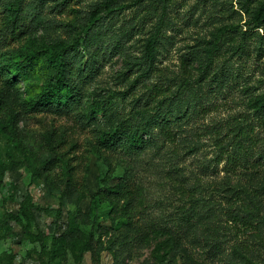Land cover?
<instances>
[{"label": "rangeland", "instance_id": "rangeland-1", "mask_svg": "<svg viewBox=\"0 0 264 264\" xmlns=\"http://www.w3.org/2000/svg\"><path fill=\"white\" fill-rule=\"evenodd\" d=\"M35 1L25 0L30 13L20 39L12 37L0 11L1 67L6 59L27 63L28 52L42 54L46 40L73 41L84 34L103 0H80L73 4L79 11L45 6L33 17ZM263 3L113 2L86 44L73 51L78 104L61 113H20L12 152L16 166L6 170L0 185V264H42L47 257L24 226L41 230L50 244L54 235H67L73 222L80 235L91 234L92 246L81 260L79 251L66 247L60 264H264V164L256 169L242 161L227 169V156L238 154L234 136L240 131L250 161L264 155ZM185 57L191 76L183 70ZM37 70L34 80L45 83L48 64L42 60ZM4 85L0 76V88ZM13 90L21 100L26 97L23 81ZM179 101L182 110L175 109ZM94 104L105 109L92 115ZM144 118L153 128L143 133L137 151L101 145L106 131ZM11 146L1 137L0 155L7 159ZM63 152L75 166V180L91 192L110 176L135 182L130 229L127 218L110 219L105 201L79 199L73 190L63 194L68 169ZM48 157L49 167L34 175L32 168ZM28 194L34 206L23 209ZM245 202L258 214L257 225L248 230L230 220ZM196 207L199 215L187 225L184 213Z\"/></svg>", "mask_w": 264, "mask_h": 264}, {"label": "trees", "instance_id": "trees-1", "mask_svg": "<svg viewBox=\"0 0 264 264\" xmlns=\"http://www.w3.org/2000/svg\"><path fill=\"white\" fill-rule=\"evenodd\" d=\"M80 0H36L34 9L37 11L33 13L36 17L40 13L42 7H52L53 9L63 12L68 10L79 11V8L73 6ZM262 1V0H258ZM116 0H103L94 6V15L89 19V24L85 28V33L74 39L73 41L57 38L56 40H46L42 54L38 52H28L29 60L27 63L13 61L11 59L5 60L6 67L0 66V76L4 82V87L0 88V140L5 137L12 142V146L8 150V158L0 155V185L4 182L5 172L8 169L15 168V162L12 159L13 146L17 147L18 123L20 120V113L22 111H41L50 110L57 113L69 111L78 104L80 99V85L75 82L72 77L76 72V55L74 49L77 46L86 44L88 41L89 32L92 27H99L101 17H104V12H110L111 5ZM25 0H0V11L4 13V19L7 27L11 26V35L13 38L20 39L27 15L30 11L24 6ZM39 9V10H38ZM264 11V3L260 7V12ZM34 20V18H33ZM98 21V22H97ZM153 51V50H152ZM0 54H3L0 51ZM190 57H185L182 60L184 73L188 76L192 75V70L189 66ZM48 64L50 73L45 83H39L38 65L42 62ZM18 81H23L25 84L26 97L21 100L20 96L13 90ZM105 107L94 104L91 108V114L99 113ZM177 110L183 109L181 101L177 102L175 107ZM6 114H9L6 117ZM165 133H170L168 123L162 122ZM153 128L149 119H137L133 121H126L118 124L116 127L104 133L100 143L106 148L113 150L126 149L128 152L138 150L140 145H143V133H151ZM245 132H238L236 138L238 154H229L227 156L230 164L228 171L232 167L238 166L240 163L247 162L256 169L264 164V155L260 154L255 161L251 162L248 156L250 152L247 148L244 139ZM251 136V135H250ZM63 160L67 164L66 184L63 189V194L68 195L70 190L77 192L79 199L90 197L94 202L105 201L109 206V217L113 222L121 218H127V226L130 229L134 220V208L137 201V188L135 182L130 181L124 176H110L104 186H100L97 190L91 192L82 186L78 180H75L72 170L75 168L71 162V157H68L65 152L62 153ZM51 158H47L40 166L33 167L34 175H41L44 168L49 165ZM243 161V162H242ZM251 162V163H250ZM245 164L244 167H248ZM49 167V166H48ZM80 183V184H79ZM244 199V198H241ZM34 206L33 196L28 194L22 201L21 207L29 209ZM249 203H242L236 210H233L230 215V220L233 224L242 225L244 230H248L257 225V213L253 208H249ZM199 208L189 213H184L185 222L187 225H194L193 217L199 215ZM81 213V212H80ZM9 218L22 222L19 214L12 212L7 213ZM97 218V216H95ZM23 223V222H22ZM23 225V224H22ZM240 227V226H239ZM28 231L29 236L33 240H38L47 257L42 260V264H60L66 247H71L73 250L79 251L81 260L86 251L92 246L91 234L80 235L76 232L77 224L71 223L70 230L67 235L53 236L49 244V237H46L41 230L38 232L31 231L27 226H24ZM220 248V247H219Z\"/></svg>", "mask_w": 264, "mask_h": 264}]
</instances>
